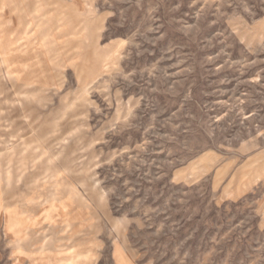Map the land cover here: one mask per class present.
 I'll use <instances>...</instances> for the list:
<instances>
[{
    "label": "rangeland",
    "instance_id": "obj_1",
    "mask_svg": "<svg viewBox=\"0 0 264 264\" xmlns=\"http://www.w3.org/2000/svg\"><path fill=\"white\" fill-rule=\"evenodd\" d=\"M0 264H264V0H0Z\"/></svg>",
    "mask_w": 264,
    "mask_h": 264
}]
</instances>
